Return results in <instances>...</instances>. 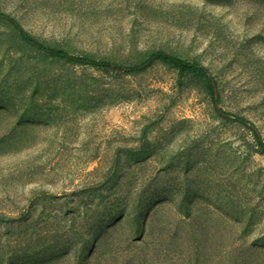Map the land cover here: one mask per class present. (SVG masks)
Instances as JSON below:
<instances>
[{"label":"rangeland","instance_id":"rangeland-1","mask_svg":"<svg viewBox=\"0 0 264 264\" xmlns=\"http://www.w3.org/2000/svg\"><path fill=\"white\" fill-rule=\"evenodd\" d=\"M124 64L165 49L264 138V0H0ZM0 264H264V152L205 84L49 57L0 19Z\"/></svg>","mask_w":264,"mask_h":264},{"label":"trees","instance_id":"trees-1","mask_svg":"<svg viewBox=\"0 0 264 264\" xmlns=\"http://www.w3.org/2000/svg\"><path fill=\"white\" fill-rule=\"evenodd\" d=\"M0 19L11 26L21 37V39L37 51L58 59H63L70 63L89 65L99 69L124 70L127 73L143 71L157 61H161L176 68L180 75H192L199 78L215 102L217 112L224 118L237 121L247 126L254 134L257 145L264 152V138L259 127L248 117L228 111L219 106L220 92L218 79L211 70L200 61L191 60L165 49L152 51L144 60L135 64H124L110 59L97 58L91 55L75 54L64 47H59L46 43L39 37L29 32L25 26L13 15L0 9Z\"/></svg>","mask_w":264,"mask_h":264}]
</instances>
